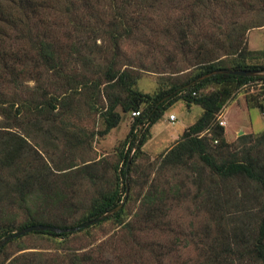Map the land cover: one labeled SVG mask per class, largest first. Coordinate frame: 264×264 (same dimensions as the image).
<instances>
[{
	"label": "rangeland",
	"instance_id": "374dc122",
	"mask_svg": "<svg viewBox=\"0 0 264 264\" xmlns=\"http://www.w3.org/2000/svg\"><path fill=\"white\" fill-rule=\"evenodd\" d=\"M38 1L47 16L48 27L57 32V44L63 46L69 59L79 52L93 60V64L98 63L101 70L117 52L114 59L118 66L136 72L137 89L150 95L181 85L207 55L225 62L236 59L247 64H264L261 0H204L206 4L203 2L201 7L194 6L192 0ZM40 27V17L34 14L31 28ZM225 35H230L229 39L236 35L242 39L244 49L240 55H221L223 51L217 47L226 42ZM69 64L75 70L85 63L75 58ZM41 80L29 79L25 83L40 85ZM251 82L253 85L233 88L216 114V119L219 114L225 119L223 137L229 139L227 145L218 147L210 139L211 130L198 134L206 139L207 152L217 164L241 159L247 153L256 159L263 158L264 107L252 105L264 103L260 97L264 86L260 85L261 80ZM221 87L208 83L199 92L212 93ZM2 88L7 95L12 93L10 85L4 83ZM116 89L110 88L114 92ZM85 92L75 96L79 102L70 114L61 108L60 114L54 109L47 121L32 119L12 128L0 124V138H9L11 133L25 138V166H31L29 171L33 170L35 175L43 172L35 186L43 182L45 190H59L67 196L65 201H47L41 196L19 204L1 194L0 228L16 232L29 220L72 226L87 218L100 195L123 192L124 177L119 172L133 116L129 111L121 113L120 122L107 134L99 135L98 130L103 127L99 109L107 100L103 96L93 100ZM89 101L91 107L86 104ZM170 113L175 116L173 122L168 120ZM199 113V106L191 107L177 100L149 128L148 140L134 157L131 149L126 186L130 200L124 206L122 223L109 218L84 228L66 241L26 232L3 245L0 264H134L128 258L133 247L144 250L143 255L150 252L160 255L164 264H207L202 258L210 251L225 256L232 253L231 257L236 258L241 228L256 226L264 214V199L257 184L241 175L220 176L195 153L178 164L160 163L159 156L179 138L174 135L182 126L192 124ZM40 121L44 123L41 125ZM80 169L83 171L79 172ZM11 173L18 175L14 170L3 171L0 179L12 182ZM5 180L0 181V189ZM153 185L164 190L166 196L157 204L155 217L160 223L157 229L142 217L146 206H140ZM136 219L144 222V227L139 225L141 230L128 232L126 222ZM135 226L134 222V229ZM233 261L237 264L236 259Z\"/></svg>",
	"mask_w": 264,
	"mask_h": 264
},
{
	"label": "trees",
	"instance_id": "16d2710c",
	"mask_svg": "<svg viewBox=\"0 0 264 264\" xmlns=\"http://www.w3.org/2000/svg\"><path fill=\"white\" fill-rule=\"evenodd\" d=\"M134 1L142 2V0ZM261 1L264 2V0ZM203 2L204 0H192V4L194 6L198 4L199 7L202 6ZM205 4L204 2V6ZM42 8L43 6L38 0H0L1 127H18L20 124L27 123L32 119L37 121L38 118L47 121L54 109L59 110L58 114H60V109L64 108L62 111L70 114L75 110L77 102H79V100L75 99V96L83 90L93 100L94 97L98 99L102 96L107 100L106 105L99 109L103 126L102 129L98 130L99 135H105L110 129L115 127L122 118L121 113L129 111L131 114L132 111L138 110L141 105L144 106L141 111L138 110L139 115L133 117L134 121L129 127L125 140L127 149L123 154L122 166L119 172L120 176L124 177L123 192L111 191L100 195L99 199L91 207L87 218L75 225L46 224L58 228L78 227L76 230L59 233L42 230L32 231V233L57 237L66 241L84 228H90L109 218H113L119 224L122 223L125 217L124 206L130 200L129 196L125 194L127 174L130 172L129 164L126 168L129 152L134 149V157L135 153L137 154L140 151L142 145L150 136L149 128L163 115L166 109L179 99L187 104L199 106L201 113L192 124L182 131L175 145L159 156L160 163L165 165L178 164L185 156H191L192 153H195L204 165L220 176L241 175L243 178L255 182L261 191L260 195L264 199V155L263 158L259 157L256 159L247 153L241 159H233L217 164L207 152L206 139L198 135L203 130H211L210 139L218 143V147L227 145L228 143L223 137L224 128L216 122L217 112L224 105L233 88L240 87L251 80H264L262 75L240 76L225 73L204 75L221 68L264 70V64H247L243 60L236 59L233 61L226 60L225 62L222 59L213 60L207 55V59L203 58L205 60L200 61V65L192 71L191 76L181 85H173L150 95L137 89L138 75L136 72L129 67L121 69L118 66L117 61L114 59L117 52L105 62L101 70L98 63L93 64V60L81 55L79 52H76L78 54L77 57L69 59V54L65 52L63 46L57 44V32L48 27L47 16L43 13ZM34 14L39 15L42 27L31 28ZM90 30L94 29L90 27ZM178 31L184 34L182 28H179ZM229 37L230 35H225L226 42L218 46L217 49L223 51L221 55L230 54L236 57L244 49L242 39L237 35L230 39ZM75 58H79L85 64L79 66L78 69L71 70L69 61ZM227 62L230 65H226ZM201 76L204 77L186 87L190 82ZM29 79H33L35 82L43 79V83L28 86L25 82ZM4 83L7 86L10 85V88H8L12 92L10 95H7L2 88ZM208 83H215L222 87L219 91L212 93H200L199 90ZM113 87L117 88L115 92L110 90ZM102 90H104L103 94ZM86 104L90 107L92 106L90 101L89 103L86 102ZM248 106L251 105L248 104ZM255 106L263 108L261 102L252 105V107ZM118 107L119 111L117 110ZM56 115L53 114L54 117ZM17 121H20V123ZM40 122L41 125L44 123L43 121ZM134 129H136V132H133ZM11 135L9 138H0V173L14 170L18 175L11 173L13 175L12 182L0 179V181H6V184L2 185L4 186L1 188L3 190L0 189V198L2 197L1 194H4L5 198L16 199L19 204L26 203L30 199L33 201L36 198H41V196L45 197L47 201H65L67 199L65 193L59 190H52V192L45 190L41 181H39L41 183L37 187L35 186L34 183L38 182V179L43 176V172L35 175L32 172L33 170L29 171L31 166H25L26 164L24 163L26 140L19 135H13L12 133ZM240 137L243 138V136ZM70 166L73 167L75 165ZM81 171L83 170L80 169L79 172ZM165 197L164 190H157L153 185L145 193L144 201L140 204L142 208L146 206L142 217H146L145 219L148 220L146 222L153 229H157L160 226L155 214L158 211L157 209H159L158 202ZM120 202H122L120 208L110 215L97 222L83 226L101 214L113 209ZM139 220L136 219L134 221L137 224L135 229L134 222L131 220L127 221L126 224L124 223L126 230L128 232L141 230L139 225L144 227V222ZM34 224L44 223L29 220L20 229ZM245 231L247 232L246 234ZM11 233V230L0 228V240ZM241 234L242 236L237 243L239 249L236 258L231 257L233 256L232 253L229 256H225L221 252L210 251L204 254L202 259L207 264H233L234 259L237 260V264H264V214L258 220L256 226H248L246 230L242 227ZM134 243L135 241L133 240L132 244ZM131 250L132 252L128 258L134 264H164L163 258L160 255L153 254L154 252L143 255L144 250H138L137 247H133Z\"/></svg>",
	"mask_w": 264,
	"mask_h": 264
},
{
	"label": "water",
	"instance_id": "95a60500",
	"mask_svg": "<svg viewBox=\"0 0 264 264\" xmlns=\"http://www.w3.org/2000/svg\"><path fill=\"white\" fill-rule=\"evenodd\" d=\"M220 73L240 75V76H257V75L264 76V70H260V69H235V70H232V69H226V68H224V69L221 68V69H217V70L211 71L208 74H205L204 76H208V75H212V74H220ZM204 76H201V77L197 78L196 80H193L186 87H189L192 83H194L197 80H200ZM128 164H129V157H128L127 161H126V168L128 167ZM125 194H127V188H126ZM121 205H122V202H120L113 209L101 214L100 216H98L97 218L89 221L87 224H84L83 226H86L88 224L97 222V221L105 218L106 216L110 215L111 213L116 211L118 208H120ZM76 229H78V227L58 228V227L52 226V225L34 224V225H30V226H26L24 228H21L18 231L12 232L11 234H9V235L5 236L4 238H2L0 240V248L4 244H6L8 241L12 240L13 238H15L17 236H20V235L26 233V232L48 230V231H51V232L59 233V232H66V231L76 230Z\"/></svg>",
	"mask_w": 264,
	"mask_h": 264
},
{
	"label": "built area",
	"instance_id": "2783aa9c",
	"mask_svg": "<svg viewBox=\"0 0 264 264\" xmlns=\"http://www.w3.org/2000/svg\"><path fill=\"white\" fill-rule=\"evenodd\" d=\"M262 82H261V84L260 85H263L264 86V80H261ZM250 85H253V83L251 82V81H248V82H246L245 84H243L242 86H250ZM261 98H264V88H263V90H262V93H261ZM131 115L133 116V117H135V116H138L139 115V111L138 110H134V111H132L131 112ZM168 120L170 121V122H173V121H175V116L173 115V114H169L168 115ZM216 122H217V124L218 125H220V126H224L225 125V119L222 117V115H218V118L216 119Z\"/></svg>",
	"mask_w": 264,
	"mask_h": 264
},
{
	"label": "crops",
	"instance_id": "0c3cea01",
	"mask_svg": "<svg viewBox=\"0 0 264 264\" xmlns=\"http://www.w3.org/2000/svg\"><path fill=\"white\" fill-rule=\"evenodd\" d=\"M192 106H195V105H191V107ZM263 107H264V103H263ZM170 114H172V113H170ZM200 114V113H199ZM174 115V114H173ZM190 124H188V125H184V126H182L181 128H180V130L176 133V135H174V138H178L179 136H180V134L182 133V131L187 127V126H189ZM225 125H226V122H225ZM224 128V127H223ZM224 135L226 136V134H225V130H224ZM226 138V141H229V139L227 138V137H225Z\"/></svg>",
	"mask_w": 264,
	"mask_h": 264
}]
</instances>
